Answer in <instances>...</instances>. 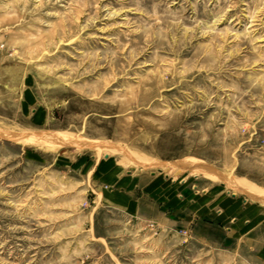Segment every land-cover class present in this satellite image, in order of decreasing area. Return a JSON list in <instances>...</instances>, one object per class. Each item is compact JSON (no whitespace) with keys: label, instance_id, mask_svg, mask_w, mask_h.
Wrapping results in <instances>:
<instances>
[{"label":"rangeland","instance_id":"rangeland-1","mask_svg":"<svg viewBox=\"0 0 264 264\" xmlns=\"http://www.w3.org/2000/svg\"><path fill=\"white\" fill-rule=\"evenodd\" d=\"M65 132L124 153L17 140ZM135 158L264 189V0H0V264H264L248 242L184 244L101 210L108 162L264 211Z\"/></svg>","mask_w":264,"mask_h":264},{"label":"crops","instance_id":"crops-1","mask_svg":"<svg viewBox=\"0 0 264 264\" xmlns=\"http://www.w3.org/2000/svg\"><path fill=\"white\" fill-rule=\"evenodd\" d=\"M161 176L125 174L111 163L102 164L98 178L106 194L98 201L101 210L116 212L130 226L148 225L154 235L180 237L184 244L202 243L205 232L223 237L227 244L248 242L258 250L259 261H264V211L259 206H247L215 186L199 191L184 182L166 185L168 176ZM206 242L218 243L212 237Z\"/></svg>","mask_w":264,"mask_h":264},{"label":"bare ground","instance_id":"bare-ground-1","mask_svg":"<svg viewBox=\"0 0 264 264\" xmlns=\"http://www.w3.org/2000/svg\"><path fill=\"white\" fill-rule=\"evenodd\" d=\"M9 137H11V136H9ZM12 138H13V136H12ZM17 140H19L21 142L26 141V142H31V143L32 142L35 143L37 141V142L43 143L45 145L54 144V145L74 146L75 148H78V149L93 148L98 153H102L105 151V154L124 153V151L122 149L115 148L114 146H111L105 142L87 140L78 134H72V133H66V132L62 133V134H44V133L27 134L25 136L18 137ZM26 142H24V143H26ZM43 144H40V145H43ZM135 160L139 161L141 164H145L146 167H148V168H155L157 166H162V167L164 166L166 168L176 166V167H179L181 169H184L185 171L189 170L193 173L200 174L205 178H210L212 180L225 181L227 184H229L234 189H238V187L239 188L244 187L248 191V194L250 196H252L253 198H256V199L262 201V203H264V189L255 186L253 183H251L249 181L238 179L235 177L222 175V174L218 173L216 170H214L213 168H211L210 166H208L204 162H200V161L194 160V159H186L183 161L172 162V163L152 162L149 160L148 161L145 160V158L144 159L135 158ZM166 168H165V170H166ZM176 170H178V169H176Z\"/></svg>","mask_w":264,"mask_h":264}]
</instances>
